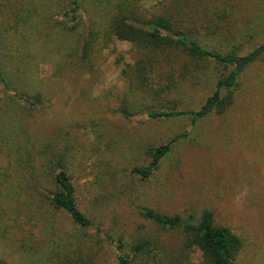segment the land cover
<instances>
[{"label": "rangeland", "instance_id": "1", "mask_svg": "<svg viewBox=\"0 0 264 264\" xmlns=\"http://www.w3.org/2000/svg\"><path fill=\"white\" fill-rule=\"evenodd\" d=\"M53 1L58 0L25 2L36 12L29 16L25 10L15 21V14L7 16L12 9L0 15V28L6 26L0 40L11 44L12 56L23 39H31L38 72L27 79L28 87L47 101L43 108L20 112L21 102L0 84V107H18L28 134L14 123L0 131V258L8 264H118L122 253L136 264H210L196 246H186L180 229L161 228L140 213L150 208L198 219L207 209L242 239L235 264H264V56L240 75L232 105L191 129L188 115L152 118L146 108L197 110L222 67L210 59L172 55L161 59L153 93L133 84L131 89L130 69L140 51L112 38L82 59L78 34L85 27L70 33L68 52L56 48L65 46V33L50 21L53 14L59 20ZM83 5L86 26L103 33L98 10H111L113 2ZM133 6L147 18L169 17L205 48L245 54L264 41V0H137ZM12 73L17 82L19 74ZM168 79L174 84L169 90ZM122 106L137 112L125 117ZM183 131L190 133L172 144L150 176L132 172L149 164L152 147ZM59 158L72 176L79 208L91 218L88 228L49 202ZM142 240L152 249L147 258L133 250Z\"/></svg>", "mask_w": 264, "mask_h": 264}, {"label": "trees", "instance_id": "2", "mask_svg": "<svg viewBox=\"0 0 264 264\" xmlns=\"http://www.w3.org/2000/svg\"><path fill=\"white\" fill-rule=\"evenodd\" d=\"M85 1L87 0H69V2L58 0L57 2H52L53 9L58 14L59 20H55L53 14L50 16V21L51 23H57L65 33L63 37L65 46L57 44L55 47L68 52L67 39L70 37V33L78 31L81 27L86 29L83 33L78 34L81 41V57L85 60L90 59L91 55L101 45L108 43L112 38L132 43L140 51V57L130 69V75L134 78V81L130 84L131 89L134 85L142 91L143 88L145 90L149 88L148 92L153 93L156 90L153 80L156 77H160L154 73L158 71L161 63L164 60L168 61L172 55L174 57L182 55L185 60H188V58L194 60L210 59L222 67L223 71L215 82L213 92L197 110L151 109L147 107V114L152 118L188 115L191 119L192 129L196 121L211 114L224 113L233 103L235 92L239 86L240 75L247 67L264 56V41L245 54H241L238 48H230L226 52L205 48L190 33H185L179 24L173 23L169 17L155 13L147 18L141 13L135 12L133 10V2L137 0H120L118 3L115 0H106L112 1L113 5L111 10H98L100 13L99 26H101L103 32L100 34L101 30L95 29L94 31L91 26L87 27L85 21H83V14L86 13L83 5ZM88 1L101 2L103 0ZM25 2L34 5L33 0H0L1 17H4L5 11L9 9H12L13 12L6 15L15 14L14 21L25 10L27 15H33L36 11L34 9H26ZM19 8L24 10L20 11ZM18 24L15 23V25ZM30 26L32 28L35 27L34 24H30ZM2 28H0V33L3 31L1 30ZM20 28L22 27L17 26L16 30L19 29L18 33ZM16 30L14 33H16ZM30 43L31 39H23V42L21 41L17 45L15 55L12 56L8 52L11 44L5 45L3 40H0V84L5 92L8 91L7 93L13 95L12 97L15 101L21 102L22 107L25 109L20 108V112L24 113H26V109L29 112L35 108H43L47 102L43 99L41 92L34 89L32 84L28 87L27 79L30 78L31 80L32 75H37L38 72L36 58L30 48ZM161 59L163 60L162 62ZM14 60L17 63H14ZM12 71L17 72V75L19 74L17 82L12 80L14 75ZM168 81L169 84H166L165 88L169 90L172 85L174 87V84L171 80L168 79ZM159 83L161 84V81ZM19 84L21 87H19ZM12 110H14L13 113L15 114L11 112ZM20 112L18 107L9 110L7 106L2 105L0 107V131L4 130V124L14 123L18 127V132L26 136L27 132L21 126L25 122L22 121L19 115ZM120 112L125 117H130L132 112L135 113L137 111L128 106H122ZM189 133L190 131H183L170 138L166 143L152 147L150 149L151 160L149 164L145 167H133L132 172L144 178L150 176L158 167L160 160L171 151L172 144L188 136ZM26 137H28V134ZM12 147L14 148L15 145ZM20 158L14 155V160L20 161ZM52 172V182L55 190L51 192L49 202L53 209L64 212L80 227H90L92 225L91 218L78 206L76 187L62 158L57 160L56 171ZM140 213L145 219L154 222L161 228L180 229L187 236L186 246H196L210 264H235V258L243 246L242 239L236 233L229 227L215 222L211 210H204L198 219L192 214L186 217H181L178 214L169 216L150 208H143ZM0 219L2 221V215H0ZM105 236L110 238L108 234H105ZM116 247L118 250H122L123 243L121 239L117 240ZM133 250L135 254L141 255L143 258H147L149 253L152 252L150 245H148V240L137 242L133 246ZM117 262L118 264H136L131 258L122 253L118 254ZM0 264L8 263L0 258Z\"/></svg>", "mask_w": 264, "mask_h": 264}]
</instances>
